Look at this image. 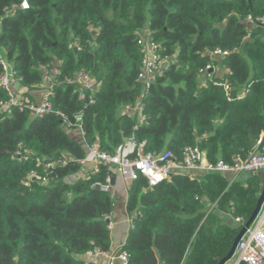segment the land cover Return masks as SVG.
Returning a JSON list of instances; mask_svg holds the SVG:
<instances>
[{"label": "trees", "instance_id": "obj_1", "mask_svg": "<svg viewBox=\"0 0 264 264\" xmlns=\"http://www.w3.org/2000/svg\"><path fill=\"white\" fill-rule=\"evenodd\" d=\"M249 15L264 16V0H0V51L23 95L35 102L31 92L52 79L51 112L0 110V264H94L88 252L110 251L104 216L115 202L96 187L114 168L82 174L88 145L113 153L133 138L145 152L176 156L198 146L212 164L258 149L264 27L248 24ZM144 30L171 58L147 88L137 81ZM79 71L96 84L92 103L79 99ZM137 105L141 113L124 112ZM57 112L73 124L79 113L83 136ZM263 182L181 172L150 187L138 177L127 193V264H218L241 228L234 219L248 220Z\"/></svg>", "mask_w": 264, "mask_h": 264}, {"label": "built area", "instance_id": "obj_2", "mask_svg": "<svg viewBox=\"0 0 264 264\" xmlns=\"http://www.w3.org/2000/svg\"><path fill=\"white\" fill-rule=\"evenodd\" d=\"M25 5H27L26 2H23L22 8L28 7ZM246 22L251 25L264 27V16L252 17L249 15L246 18ZM138 43L144 45L145 55L141 60L137 81L141 82L147 88L154 76L162 73L169 66L171 58L160 55L157 52L158 46L151 42L149 38H146V36H142ZM213 54L220 56L224 55L225 52L217 49ZM0 65L2 68V73L0 74V90L6 94V98L0 100V110L5 111L16 107L19 110L25 109L29 111L35 117H41L52 111L47 97L41 103L29 102L25 98L15 71L3 58L1 51ZM42 69L45 70L44 67ZM206 70H211V68L206 66L205 70H200V72L204 73ZM47 80L52 85V79L48 77ZM73 81L79 85V99L87 97L89 102L92 103V96L96 90V84L89 74L85 71H79ZM220 85L223 86L225 92L228 91L229 84L226 81L220 83ZM86 91L89 92L87 96ZM242 96L243 94L240 97ZM129 111L141 113L142 106H126L124 112ZM57 114L62 117V121L67 126L76 127L81 137L83 136L81 124L78 121L80 117L79 113L74 116L76 119L74 124L70 123L68 118L61 113L57 112ZM258 144H260V147L244 159L237 158L232 164H224L222 161H217L212 164L206 160L204 152L198 146H188L182 151L180 156H176L170 150L145 152L143 142L136 143L133 138H130L117 147L113 153L102 151L95 144L86 146V155L81 160V164L84 167H88V170L92 172L97 170L98 164H107L112 166L114 173L119 174L127 184L137 180L138 177H143L150 187L168 180L173 174L181 172L191 174L214 172L229 176L232 182L243 174L252 176L258 174L260 171L264 172V143L261 144V140H259ZM37 162L39 164L41 163L39 159H37ZM49 167L50 164H43L44 169ZM31 177L40 180V177L34 173L31 174ZM110 177L106 179L104 184L97 187L109 192L111 189ZM104 220L107 221V228L111 230L112 222L110 216H104ZM234 221L240 226H243L245 223L239 217L235 218ZM128 222L129 226H131L130 218ZM86 258L94 264H98L100 261H103L104 264H113L115 259H118L122 264H127L128 254L125 251L109 253L95 250L88 252ZM233 258L235 264H264V201L253 222L239 239Z\"/></svg>", "mask_w": 264, "mask_h": 264}, {"label": "crops", "instance_id": "obj_3", "mask_svg": "<svg viewBox=\"0 0 264 264\" xmlns=\"http://www.w3.org/2000/svg\"><path fill=\"white\" fill-rule=\"evenodd\" d=\"M147 32L142 35L145 37ZM50 81H46L41 89L31 92L35 103L43 102L48 94V88L50 87ZM130 150V148H128ZM89 168L85 166L82 174ZM115 174L114 184L111 186L110 192L115 199V209L110 215V220L112 222L111 239H110V251L109 253H114L121 251L122 246L125 244L129 231V216L126 211L127 204V193L130 184H127L125 180L117 173ZM113 264H122L118 259L113 261ZM227 264V263H226ZM235 264V262H233Z\"/></svg>", "mask_w": 264, "mask_h": 264}, {"label": "water", "instance_id": "obj_4", "mask_svg": "<svg viewBox=\"0 0 264 264\" xmlns=\"http://www.w3.org/2000/svg\"><path fill=\"white\" fill-rule=\"evenodd\" d=\"M114 180H115V174L111 173V177H110V185L111 186L114 184ZM96 189H98V187H96ZM263 201H264V182H263L262 190H261L260 195L257 199L255 208H254L251 216L244 223V225L241 226L238 234L236 235V237L234 239V242H233L228 254L225 257H223L221 260H219L218 264H226L228 261H230L233 258V254H234V251H235V248H236V245H237L239 239L243 236V234L246 232V230L249 228V226L253 222V220L256 217Z\"/></svg>", "mask_w": 264, "mask_h": 264}, {"label": "rangeland", "instance_id": "obj_5", "mask_svg": "<svg viewBox=\"0 0 264 264\" xmlns=\"http://www.w3.org/2000/svg\"><path fill=\"white\" fill-rule=\"evenodd\" d=\"M144 31H145V33L147 32V30H144ZM70 136L73 138H76V134H74V133H70ZM258 174H260V176L264 180V172L260 171ZM114 202H115V199H114ZM233 262H234V258H232L230 261H228L227 264H233Z\"/></svg>", "mask_w": 264, "mask_h": 264}, {"label": "snow or ice", "instance_id": "obj_6", "mask_svg": "<svg viewBox=\"0 0 264 264\" xmlns=\"http://www.w3.org/2000/svg\"><path fill=\"white\" fill-rule=\"evenodd\" d=\"M25 6H27V5H25Z\"/></svg>", "mask_w": 264, "mask_h": 264}]
</instances>
